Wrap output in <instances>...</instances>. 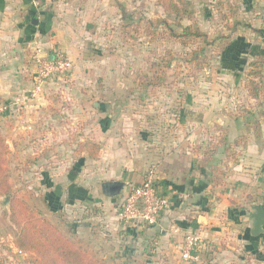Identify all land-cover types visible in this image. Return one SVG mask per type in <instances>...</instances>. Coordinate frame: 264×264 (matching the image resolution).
Segmentation results:
<instances>
[{"label": "crops", "instance_id": "1", "mask_svg": "<svg viewBox=\"0 0 264 264\" xmlns=\"http://www.w3.org/2000/svg\"><path fill=\"white\" fill-rule=\"evenodd\" d=\"M119 2L0 0V97L7 102L5 115L9 119L16 111L17 124L14 128L8 125L6 131L19 135L21 143L17 144L26 147L30 138H40V132L49 138L52 131L60 127L57 114L40 107L50 99L49 95H44L50 83L47 80L39 85L33 59L36 47L45 48L50 56L59 53L67 56L73 63L70 75L73 79L98 81L96 75L105 69L103 57L98 54L106 51L108 43L115 45V24L121 20ZM221 3L228 4L229 11L233 9L236 12L227 14V19L236 17L238 9L245 17L250 16L254 28L249 26V32L264 39V31L260 29L264 25V0H222ZM235 27L234 30L237 29ZM247 27L243 30H248ZM244 38L239 49L244 56L252 55L257 46L253 47L252 42ZM234 47L230 48L235 50L237 47ZM253 55V61L264 59V53ZM58 78L55 77L56 83ZM84 97V105L90 103V97ZM13 104L17 105V110L12 108L11 112ZM103 106L98 102L97 109L93 112L88 109L84 113L85 117L96 120L94 129L102 136L99 157L88 159L82 156L76 162L75 170L71 168L56 180L45 174L43 201L49 211L66 210L84 223L94 216L88 209L98 207L101 211L97 216L98 222L107 232L109 243L115 245L126 240L133 252L131 255L141 262L139 264H264V233L258 237L251 234L252 219L249 216L254 204L264 205L263 112L259 115L255 113L257 110H246L244 114L194 110V118L189 122L180 113L178 117H182L172 141L166 137L165 142L163 140L159 146L151 147L148 156L141 161L136 158L141 155H136L125 144H118L121 138L118 141L110 136L114 133L108 119L112 117L111 111ZM63 113L71 117V111L64 110ZM212 117L220 120L218 127L226 133L227 143L224 146L216 144L219 149L204 160L206 147L214 145V142L207 145L202 143L206 140L198 142L196 139L204 135L203 130L211 129L206 127L207 124L199 123L211 122ZM88 127L86 123L83 129ZM217 130L215 125L213 131ZM48 144L51 145L50 142ZM52 147L56 149L58 146ZM229 149L231 153L228 155ZM37 155L38 161L51 156ZM147 160L155 167L156 173L152 169L150 171L157 176L160 190L170 198L172 208L161 216L158 225L129 226L118 217V200L129 195L130 181L140 183L143 180L142 171ZM85 164L94 170L96 167L101 169L105 175L102 183L110 180L126 182L119 196L108 197L102 191L98 195L94 189L79 183ZM216 168L224 171L219 174V184L212 181L219 173ZM116 172H121V175L116 176ZM188 233H195L201 239L196 251L201 259L196 263L182 258Z\"/></svg>", "mask_w": 264, "mask_h": 264}, {"label": "rangeland", "instance_id": "2", "mask_svg": "<svg viewBox=\"0 0 264 264\" xmlns=\"http://www.w3.org/2000/svg\"><path fill=\"white\" fill-rule=\"evenodd\" d=\"M190 1L194 18L183 19L182 24H191L193 21L213 41L206 52L210 56L209 62L201 69H192L187 65L184 58L189 48L178 37L173 36L174 32H181V29L176 25L174 17L164 12L157 0H120L121 20L115 24V45L108 43L105 46L106 51L102 50L98 54L103 57L105 64V69L99 72L100 75H96L99 80L73 79L70 76L73 71L71 67L67 73L58 74L48 81L50 84L44 95H49L50 99L44 101L40 107L55 112L60 126L52 131L51 137L46 138L47 135H42L40 132L38 134L40 138H30L26 147L17 144V142L21 143L19 135L6 131L8 125L14 128L17 124L16 111L12 110V108L17 110V105L13 104L10 107L14 117L9 119L5 115L7 102L0 97V108H2L0 131L9 146L6 158L8 180L13 193L28 210L57 226L75 244L107 264L141 262L133 258L126 240L115 245L109 243L107 232L101 229L98 222L97 216L101 212L98 207L88 209L94 216L91 221L83 223L75 217L77 215H70L66 210L56 213L49 211L43 201L45 174H50L49 178L56 180L71 168L75 170L76 162L87 154L89 141L99 143L102 148V136L94 129L96 120L85 117V111L89 109L93 112L97 109L96 102L111 111L112 117L108 119L114 127V133L110 136L117 138L118 141L121 138L123 143L117 141L118 144L121 146L125 144V147L132 149L135 154L137 153L136 155H141L136 157L141 161L148 156L151 147L159 146L163 140L166 141V137L172 141L180 117L184 116L189 122L194 118L192 117L194 110L211 109L218 113L232 111L233 114L257 110L255 113L260 115L263 112L264 115V105H259L264 104V98L250 97L246 87L251 78L249 71L250 63L254 59L253 54L264 53V39L261 35L255 36L254 33L252 36L253 32H249V26L253 27V19L250 16L245 17L239 9L236 17L227 19L230 11L228 4L221 3L222 0ZM164 21L169 22L171 29L165 27ZM235 26H237L236 30H234ZM246 26L248 30L244 31L243 28ZM260 29L264 31L263 24ZM240 36L245 37L244 39L248 38L253 47L257 46L252 55L244 56L240 51L243 40ZM231 46L237 48L233 50ZM224 47L226 49L222 51ZM42 50L49 53L45 48ZM71 64L73 66V63ZM156 76H161L163 85H148L147 82L152 81ZM55 77H59L58 83ZM84 96L90 97V103L84 105ZM64 110L71 111V117L63 113ZM180 113L182 116L178 117ZM256 116L254 117L257 118ZM255 118L251 119L255 120ZM86 123L89 127L83 129ZM206 124L208 125L206 127L211 129L203 130L204 135L196 139L198 142L206 140L201 142L207 145L209 142H214L212 146L217 147L222 144L220 143L222 138L227 141L226 133L218 127L221 124L217 117H212L211 122L199 123V125ZM215 125L219 129L216 132L213 131ZM106 135L103 136L105 140L108 138ZM134 135L135 139H133ZM49 142L51 145L48 144ZM52 145L58 147L55 149ZM226 149L228 147L225 151ZM230 153L229 149L228 155ZM37 154H51V156L38 161ZM66 159H70L69 162ZM77 167L79 170L80 166ZM91 167L85 164L78 182L101 195V183L105 175L101 173L100 168L96 167L94 170ZM143 168V180L140 183L130 181V189L141 184L151 169L154 172L156 170L152 163L150 164V160H147ZM115 175L120 176L121 172H116ZM122 198L118 200L119 206L117 202L118 210L124 200ZM9 214L10 204L5 196L0 195V264H34V254L20 250L15 245L16 228L10 221ZM142 263L145 261L143 260Z\"/></svg>", "mask_w": 264, "mask_h": 264}, {"label": "trees", "instance_id": "3", "mask_svg": "<svg viewBox=\"0 0 264 264\" xmlns=\"http://www.w3.org/2000/svg\"><path fill=\"white\" fill-rule=\"evenodd\" d=\"M157 3L163 7L164 12L168 16L174 17L176 25L181 29V32H174L173 36L178 37L189 48L184 58L187 65L192 67V69H201L208 64L210 56L206 52L207 48L212 46L213 41L193 21L191 24H182L183 19L194 18L192 2L190 0H157ZM230 10L231 14L236 13L233 9ZM164 23L166 24L165 27L171 29L168 21H164ZM225 49L226 47L222 51ZM250 67L249 76L251 78L246 86L248 93L252 98L262 99L264 98V59L252 61ZM160 77L152 78V81H148L147 84L161 86L164 82H161L162 78ZM222 139L220 143L226 144V139ZM87 144V154L83 158L97 159L101 145L93 141H89ZM216 151V147L208 146V149L204 152L203 159L207 160ZM8 152L9 146L5 136L0 131V195L5 196L6 201L10 204V221L16 228L14 233L15 245L20 250L32 252L35 257L34 264H107L102 259L95 258L81 246L75 244L57 226L26 208L24 203L13 193L9 184L6 158ZM215 170L219 173L212 181L219 184V174L224 171L220 168Z\"/></svg>", "mask_w": 264, "mask_h": 264}, {"label": "built area", "instance_id": "4", "mask_svg": "<svg viewBox=\"0 0 264 264\" xmlns=\"http://www.w3.org/2000/svg\"><path fill=\"white\" fill-rule=\"evenodd\" d=\"M33 59L37 68L39 85H43L45 81L58 74L67 73L72 67L70 60L62 54L50 56L43 53L39 46L34 50ZM171 208L170 198L161 192L158 178L153 171H150L141 184L132 186L129 195L121 202L118 217L129 226H155L158 225L161 216ZM200 241V236L195 233H188L185 236L183 260L196 263L201 259L196 252Z\"/></svg>", "mask_w": 264, "mask_h": 264}, {"label": "water", "instance_id": "5", "mask_svg": "<svg viewBox=\"0 0 264 264\" xmlns=\"http://www.w3.org/2000/svg\"><path fill=\"white\" fill-rule=\"evenodd\" d=\"M96 106L98 103L95 104ZM126 186V182L122 180H110L102 183V192L108 197H118L120 192ZM252 219L251 234L255 237L264 233V205L254 204L249 214Z\"/></svg>", "mask_w": 264, "mask_h": 264}]
</instances>
